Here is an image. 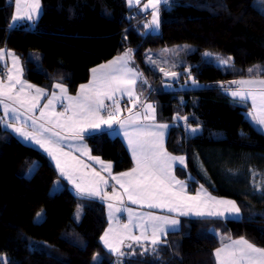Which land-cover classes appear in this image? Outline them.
<instances>
[{
  "label": "trees",
  "instance_id": "trees-1",
  "mask_svg": "<svg viewBox=\"0 0 264 264\" xmlns=\"http://www.w3.org/2000/svg\"><path fill=\"white\" fill-rule=\"evenodd\" d=\"M12 15V0H0V49L20 48L28 83L52 91L62 82L76 94L92 68L131 49V65L143 73L136 94L155 104L157 121L187 117L166 142L170 154L186 159L177 177L190 194L203 184L213 197L235 201L241 217L182 219L180 230L167 235L172 257L166 264H216L213 250L229 236L264 248V134L247 120L246 106L214 88L264 79V0H169L160 6V32L144 36L138 31L144 14L125 0H41L34 26L22 22L9 29ZM29 52L40 61L27 60ZM168 54L180 73L170 89L159 71ZM216 55L231 61L222 66ZM250 68L261 71L250 74ZM185 69L201 88L176 89L189 77ZM189 125L198 132L184 137ZM84 140L91 155L112 164L113 174L133 167L118 137L101 132ZM105 227L103 204L71 192L40 151L0 126V264H118L100 245Z\"/></svg>",
  "mask_w": 264,
  "mask_h": 264
},
{
  "label": "snow or ice",
  "instance_id": "snow-or-ice-1",
  "mask_svg": "<svg viewBox=\"0 0 264 264\" xmlns=\"http://www.w3.org/2000/svg\"><path fill=\"white\" fill-rule=\"evenodd\" d=\"M128 3L130 6L133 3L139 5L140 0H128ZM168 3L169 0H148L143 10L147 11L151 8L152 19L145 25L146 28L159 29V6ZM40 14L41 0H14V13L8 28L13 29L22 21L31 22L34 26ZM5 55L11 58L12 67L7 71L6 81L0 78V107L4 113V116L0 117V124L13 128V131L25 140L35 141L44 148L48 155L56 160L60 175L75 185L77 194L82 198L115 200L120 204V207H116L114 211L113 204H108L109 227L101 236V240L111 252L120 256L125 255L118 245L114 246L110 243V234L115 233L120 237L119 244H122L124 239H128L140 247H143L144 241L157 246L162 242L161 237L167 235L169 230H175L180 223L178 219L170 216L157 215L153 212H135L125 205V196L133 205L165 210L168 213L176 212L180 216L192 215L199 218L240 216L241 209L235 201L211 196L203 184L194 195H189L187 182L178 179L174 174L175 167L187 168L185 157L168 153L163 145L165 130L169 125L140 122L141 117L154 121L155 108L150 103L141 102L136 94L137 82L142 80L143 73L136 67L130 66L131 49L106 64L91 69V79L87 84H81L74 96L68 94V89L62 82L52 86L54 89H59V94L52 91L50 95L44 88L27 84L20 78L23 72L20 58L11 51L0 49V61H4ZM203 55L213 56L210 52H205ZM149 60L152 64H156V61L150 57ZM215 60L225 66L230 63L231 57L216 55ZM160 71L166 77L170 76L173 79L180 75L166 71L164 68H160ZM185 71L191 79L190 70L185 69ZM254 71L261 70L248 69L250 74ZM261 74L264 75V71H261ZM143 83L147 81L144 80ZM192 83L195 85L197 81L192 79ZM229 83L238 87L228 88L225 91L230 92L233 98H239L240 102H247L250 99L251 110L248 115L253 123L264 130V79H240ZM33 88H35L34 94L28 91ZM124 97L128 98V102L133 107L139 103L144 111L132 113V108H129L128 111L132 114L127 119H122L120 102ZM42 99L47 102L41 107ZM58 104L63 111L55 110ZM37 111L39 116L36 115ZM21 116L24 117L21 126L14 127V122ZM179 119L187 121V117H179ZM29 121H31V131L27 130ZM105 127L117 131V134L122 132L127 140L134 162V167L129 171L113 175L112 164L105 163L98 156H91L87 145L82 143L86 135L102 132ZM188 127L192 133L198 131V128H192L191 125ZM69 141L72 143H67ZM65 144L69 151H64ZM72 151L88 155L90 160L100 165L101 171L108 173V178L102 176L91 165L73 156ZM86 169L90 170L86 171ZM109 178L123 191H117L113 185L109 194L106 191ZM189 179H192L191 176ZM260 190L264 191V186ZM122 212H127L128 222L121 225L116 213ZM40 215L41 213H37L38 218ZM113 221H116L120 229L119 233L113 228ZM133 229H139L140 235H132ZM225 239L228 242H225ZM126 246L129 249L133 248L131 243ZM152 250L155 252L156 247ZM144 251L147 252L148 249L145 248ZM213 255L216 264H264V248L257 247L244 237L221 238V246L215 249ZM4 264L7 262L5 261Z\"/></svg>",
  "mask_w": 264,
  "mask_h": 264
},
{
  "label": "crops",
  "instance_id": "crops-1",
  "mask_svg": "<svg viewBox=\"0 0 264 264\" xmlns=\"http://www.w3.org/2000/svg\"><path fill=\"white\" fill-rule=\"evenodd\" d=\"M14 0H12L13 2ZM126 3H127V6L130 7V8H133V7H136L138 6L137 4L133 3L131 6L129 5L128 3V0H125ZM143 0H140V3L142 2ZM163 5V4H161ZM160 5V6H161ZM160 6H159V13H160ZM152 10L150 9V12ZM40 17V16H39ZM39 19V18H38ZM37 19V20H38ZM37 20L35 21V23L37 22ZM24 22V21H22ZM22 22L16 24V25H20ZM28 23H31V22H28ZM32 24V23H31ZM8 51L9 50H12L14 51V53L20 58V67L23 69V72H22V75H21V80L27 82L24 77H23V74H24V71H25V66L23 64V61L21 60V57L19 56V53L21 52L20 51V48L19 47H15L13 49H7ZM28 56V55H27ZM32 56L37 59L39 58V54H32ZM6 58H7V55H5V59L4 61H6ZM115 58V57H114ZM113 58V59H114ZM112 60V59H111ZM4 61H0V70H2V73L3 74H0V78H3L5 79L6 81V74H7V68L2 64ZM110 61V60H109ZM108 62V61H107ZM107 62L105 63H102V64H106ZM8 64V63H7ZM101 65V64H100ZM99 66V65H98ZM96 66V67H98ZM130 66L131 65V62H130ZM94 67V68H96ZM93 69V68H92ZM91 79V70H90V75H89V80ZM88 80V82H89ZM87 82V83H88ZM85 83V84H87ZM27 84H30L27 82ZM32 85V84H31ZM19 87V86H17ZM238 86L235 85L234 87H232L231 85L230 86H227V88H224L222 89L223 92L236 104L238 105H243V106H246V109L247 111L245 112V116L247 118V120L249 121V123L254 126L256 129H258L259 131H261L263 134H264V130H261L260 126L256 125L255 123H253V121L251 120V117L248 115V113L250 112L251 110V100L249 99L247 102H240L239 101V98H233L230 94V92H226L225 89H228V88H231V89H235L237 88ZM40 88V87H38ZM79 90V87L77 89V91ZM255 90V89H254ZM30 93L34 94L35 93V88L33 89H30L28 90ZM52 91H56L58 94H59V89H53ZM52 91H47L49 93V95L51 94ZM77 93V92H76ZM69 95H71L70 93H68ZM73 96L76 95V94H72ZM140 101L143 102L140 98ZM47 101L45 99H42L41 100V107L43 106L44 103H46ZM65 104L67 103V101L64 102ZM106 103H109L106 101ZM121 118L122 119H127L129 117V115H131L132 113H136V112H143L144 110L140 107V104L137 103V105L135 107L132 106L131 103L128 102V98L127 97H124L123 99H121ZM145 103V102H144ZM147 103H150L153 105V107L155 108V120L152 121L151 119H143L141 117L140 119V122L141 123H145V124H166V123H162V122H158L157 121V112H156V106L154 103L152 102H147ZM129 108H132V113H130L128 111ZM57 112H60V111H63V108L58 104L56 106V109H55ZM21 111H23L21 109ZM104 113H102L103 115ZM149 116L151 115V113L149 112L148 113ZM36 115L39 116V111L36 112ZM4 116V113H3V109L2 107H0V117H3ZM24 120V117L21 116L19 120H16L14 122V127H20L22 122ZM178 123H174V124H168L169 127L165 130V134H164V139H163V145H164V148L166 149V142H167V138H168V135H169V131L171 130V128L177 126ZM181 124V123H180ZM1 128L4 129L5 131H8L10 134H12L19 142H21L22 144L26 145V146H29L31 148H34L38 151H40L46 158L47 160L51 163V165L53 166V168L55 169L57 175L59 176L60 180L62 182H64L67 187L69 188V190L71 192H73L75 195L81 197L80 195L77 194V190L75 188V185L70 183L65 177L61 176L60 175V171L59 169L57 168L56 166V160L52 159L51 156L48 155V153L44 150V148H41L40 145L36 144L35 141H32V140H25L23 137H21L19 134H17L16 132L13 131V128H10L8 127L7 125L5 124H0ZM185 127L187 126H184V129ZM28 131H31V121L28 122V128H27ZM102 132H106L108 135L110 136H115V137H118L121 142L123 143L132 163H133V167H134V162H133V159H132V154H131V151L129 150L128 148V143H127V140L124 138L123 136V133L122 132H119V134H117V131H114V130H110L108 128H104V130ZM198 132V131H197ZM196 132V133H197ZM96 133H101L99 131L97 132H93V133H90L88 135H86L85 137L89 136V135H93V134H96ZM196 133H192L191 130L188 131V134L187 135H195ZM67 143H72V141H69ZM82 143L86 144L85 143V140L82 141ZM87 145V144H86ZM88 147V146H87ZM89 149V148H88ZM167 150V149H166ZM64 151H69L68 147L64 146ZM168 152V151H167ZM169 153V152H168ZM91 154V153H90ZM72 155L73 156H76L78 157L80 160H82L84 163L86 164H89L91 165L92 167H94L96 169V171L100 172V174L102 176H105L106 178H108V173L107 172H104V171H101V168H100V165L97 164L95 161L93 160H90L88 158V155H81V153L79 152H75V151H72ZM93 156V155H91ZM175 156V155H174ZM95 157V156H94ZM186 160V159H185ZM105 162V161H104ZM105 163H108V162H105ZM132 167V168H133ZM179 169H182L181 167H175L174 168V174L176 175V170H179ZM90 169H86V171H89ZM129 171V170H128ZM127 172V171H126ZM113 174V173H112ZM119 174V173H118ZM118 174H113V175H118ZM177 177V175H176ZM178 179H180L179 177H177ZM182 180V179H180ZM184 181V180H183ZM115 185L117 191L119 192H122L123 190L119 188V185H116L115 184V181H112L110 178H109V186L107 187L106 191L109 192V194H111V191H112V186ZM196 192V190H195ZM195 192L193 194H190L188 192L189 195H194ZM212 196V195H211ZM82 198V197H81ZM217 198V197H216ZM83 199H88V200H94V201H97L101 204H103L104 206V209H105V219H106V227H105V230L108 229L109 227V218H108V214H109V208H108V204L109 203H112L113 204V211L115 210L116 207H120V204L113 200V201H104V200H101L99 198H83ZM217 199H225V198H217ZM226 200H230V199H226ZM124 203L127 207H130L131 209H133L135 212H153L157 215H165V216H170L172 218H175V219H178L180 221L179 225L177 226V228L175 230H169L167 232V235L169 233H172V232H177L180 230V224H181V220L182 219H194V220H202V219H214V220H221V221H226V220H237L241 217V212H240V216L239 217H236V216H228L227 218H218V217H211V218H199V217H196V216H192V215H189V216H180L178 213L176 212H173V213H168L167 211L165 210H160V209H149L147 208L146 206H143L141 207L140 205H133L130 203V201L127 200V197L125 196L124 197ZM116 216H117V219L119 220V224H124V223H127L128 222V214L127 212H122V213H116ZM113 228L116 229V232L119 233L120 232V229L118 227V225L116 224V221H113ZM104 230V232H105ZM104 232L102 233L101 236H103ZM132 235H135V236H139L140 235V230L139 229H133L132 231ZM150 235V233H149ZM167 235L165 236H162L161 237V243L157 246H152L150 244L149 241H144L143 242V247H140L139 245L135 244L133 241L131 240H128V239H124L123 240V243L122 244H119V236L115 233L113 234H110V237H109V241L110 243H112L114 246H119L120 247V250L122 252L125 253V255L123 256H120L118 253H114V252H111L104 244V242L101 240V237L99 239V242H100V245L102 247V249L110 256H112L113 260L116 262H118V264H121L122 261H126V260H132V259H136V260H140V261H144V262H149V263H158V264H166L167 262H169V260L171 259L172 255H171V250H170V247H169V244H168V241H167ZM225 242H228L227 240ZM132 244L133 245V248L132 249H129L126 245L127 244ZM221 244L218 246L220 247ZM153 247H156V251L153 252ZM217 247V248H218ZM147 248L148 251L145 252L144 249ZM216 249V248H215ZM215 249L213 250V254H214V251ZM133 250H134V254H133ZM143 253V254H141ZM214 256V255H213ZM215 260V258H214ZM216 263V261H215Z\"/></svg>",
  "mask_w": 264,
  "mask_h": 264
},
{
  "label": "rangeland",
  "instance_id": "rangeland-1",
  "mask_svg": "<svg viewBox=\"0 0 264 264\" xmlns=\"http://www.w3.org/2000/svg\"><path fill=\"white\" fill-rule=\"evenodd\" d=\"M148 3V0H143L139 5H138V7H139V10H140V12L142 13V14H144L143 15V19H141L140 20V22H139V26L141 27L138 31H139V33H141L143 36L144 35H147L148 33H151V34H158L159 32H160V25H159V29L158 30H155V29H150V28H146L145 27V25L147 24V23H149L150 21H151V19H152V16H151V12H150V9L151 8H149L147 11H144L143 10V7H144V5L145 4H147ZM137 7V6H136ZM13 13H14V1H13ZM131 19L132 20H135L136 18H135V15L133 14L132 16H131ZM159 20H160V13H159ZM31 24V23H30ZM7 50V49H6ZM8 51V50H7ZM9 51H11V52H13L14 53V51H12V50H9ZM15 54V53H14ZM32 54H36V52H29L27 55V60H32V61H34V62H39L40 61V58H37V59H35L33 56H32ZM16 55V54H15ZM17 56V55H16ZM166 58V57H165ZM172 58V55L171 54H168V58H166V61H165V63H163V65H161V67L160 68H164L166 71H169V72H176L174 69L176 68V67H173V65H175L174 64V62H173V59H171ZM22 60V59H21ZM23 61V60H22ZM168 62V63H167ZM8 63V64H7ZM6 68H7V71H8V69L9 68H11L12 67V60H11V58H9L8 56H7V58H6V61H4L3 63H2ZM23 64H24V66H25V62L23 61ZM175 66H177V65H175ZM178 68V67H177ZM159 71H160V69H159ZM161 72V71H160ZM162 74H164L163 72H161ZM176 73H179V72H176ZM183 73V72H182ZM180 74V73H179ZM166 88H168V89H170L171 87H172V85H171V83H167L166 85ZM202 87V85L201 84H199V83H197V84H195V85H193V83H192V77H191V79L189 78V77H187L186 79H184V83H183V85H179V86H177V88L176 89H178V90H180V89H184V90H194V89H199V88H201ZM227 88V87H226ZM175 121H176V123H181V124H183L184 123V120L183 119H179V117H177L176 119H175ZM191 129L189 128V127H185V129L183 128V136L184 137H186L187 136V134H188V131H190ZM76 215V214H75ZM75 218L76 219H78V216L76 215L75 216ZM42 218H41V216L38 218V217H36V222H39L40 220H41ZM227 239H225V241H226ZM98 259V258H97Z\"/></svg>",
  "mask_w": 264,
  "mask_h": 264
},
{
  "label": "water",
  "instance_id": "water-1",
  "mask_svg": "<svg viewBox=\"0 0 264 264\" xmlns=\"http://www.w3.org/2000/svg\"><path fill=\"white\" fill-rule=\"evenodd\" d=\"M162 79H163V81H168V82H170V83H172V82H174V81L176 80V79L171 78L170 76L166 77L165 75H163ZM221 85H222V84H216V85H214V88L224 89V88L227 87V85H223V87H221ZM230 85H231L232 87L235 86V85H232V84H230Z\"/></svg>",
  "mask_w": 264,
  "mask_h": 264
}]
</instances>
